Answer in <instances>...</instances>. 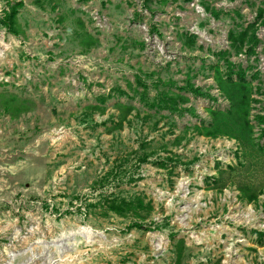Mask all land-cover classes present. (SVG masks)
Returning a JSON list of instances; mask_svg holds the SVG:
<instances>
[{"label":"rangeland","instance_id":"374dc122","mask_svg":"<svg viewBox=\"0 0 264 264\" xmlns=\"http://www.w3.org/2000/svg\"><path fill=\"white\" fill-rule=\"evenodd\" d=\"M0 264H264V0H0Z\"/></svg>","mask_w":264,"mask_h":264},{"label":"trees","instance_id":"16d2710c","mask_svg":"<svg viewBox=\"0 0 264 264\" xmlns=\"http://www.w3.org/2000/svg\"><path fill=\"white\" fill-rule=\"evenodd\" d=\"M22 4L21 1L10 6L9 11L6 12L3 23L6 29L12 34H18L16 14L18 7Z\"/></svg>","mask_w":264,"mask_h":264},{"label":"bare ground","instance_id":"6f19581e","mask_svg":"<svg viewBox=\"0 0 264 264\" xmlns=\"http://www.w3.org/2000/svg\"><path fill=\"white\" fill-rule=\"evenodd\" d=\"M79 230H83L85 232V235L87 236V238H89L90 236V231H89V228L88 227H85V226H81L79 228Z\"/></svg>","mask_w":264,"mask_h":264}]
</instances>
